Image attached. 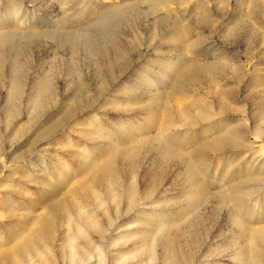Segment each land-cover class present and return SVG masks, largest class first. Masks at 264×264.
I'll list each match as a JSON object with an SVG mask.
<instances>
[{"label":"rangeland","instance_id":"1","mask_svg":"<svg viewBox=\"0 0 264 264\" xmlns=\"http://www.w3.org/2000/svg\"><path fill=\"white\" fill-rule=\"evenodd\" d=\"M170 3L0 0L1 250L52 215L48 255L30 252L26 264H73L72 243L83 247L77 264H257L240 260L232 213L264 226V181L256 185L264 178V117L252 99L264 92V41L254 31L264 37V0L257 14L238 0ZM184 59L191 68L175 74ZM206 61L216 80L195 68ZM224 86L236 90L240 112L197 121ZM162 92L179 98L156 107L150 97ZM234 127L247 140L239 151H202ZM119 148L130 153L116 158L113 198L107 181H89V163ZM232 186L241 208L228 195ZM194 192L201 199L193 204Z\"/></svg>","mask_w":264,"mask_h":264},{"label":"bare ground","instance_id":"2","mask_svg":"<svg viewBox=\"0 0 264 264\" xmlns=\"http://www.w3.org/2000/svg\"><path fill=\"white\" fill-rule=\"evenodd\" d=\"M157 4H166L169 2H173L174 0H155ZM178 2L179 0H175ZM260 0H238V3L243 6L246 5L249 8L250 14H257L260 13L259 10L261 9ZM168 6V5H167ZM260 18V17H259ZM253 19V18H252ZM258 19V18H257ZM261 20V19H260ZM210 19L208 18V22ZM262 22V21H261ZM259 23V20H258ZM237 26H231L227 27L225 31V35L229 38L232 36L233 32L236 30ZM252 28V27H251ZM255 33L258 35L257 41L258 43L264 41V37L261 36L260 32H258L257 29H254ZM181 32V31H180ZM179 32L176 34V37H178ZM263 43V42H262ZM184 63L179 64V66L175 69V74H178L182 69L187 68L189 70L191 68V62L189 60L184 59ZM199 67L200 71H203L204 73H207L208 76L213 80H216V74H215V63L212 61H206L205 63H195V68ZM235 81H240V77L236 78ZM39 90H47L46 86L40 87ZM264 90V89H263ZM236 93V90L229 89L227 86H224L220 90H212L213 94V105L214 109H202L198 115H197V121H207L210 118H212V114L218 115V116H225L226 114L230 112H240V108L233 107V100L234 95ZM258 94L253 95L252 99L255 100L261 107L262 114L264 117V92L262 94H259V97H257ZM177 93H167L162 92L160 94H156L153 97H150V101L154 106H158L161 104V107L167 106L169 102L178 99ZM182 99H189V95H183L181 97ZM202 103V98H193L192 105L199 106ZM189 116V111H185L183 114L180 115L178 120L180 122H188L187 120ZM168 123L174 124L175 119L171 116H168ZM219 131V130H218ZM223 131V130H222ZM259 133V132H258ZM241 129L238 127L231 128L226 134L219 135L214 139H210L206 141L203 144V150H213V151H224L226 149L232 150V151H239V146H245L247 143V140L242 136ZM258 136V134H257ZM166 148V149H165ZM164 153L171 152L169 148L165 147ZM130 150L129 148H119L114 150L113 152H110L104 160L102 161H94L90 162L89 167V175H90V182L94 185H97L103 181L108 182L107 191L106 193L108 196L116 198L117 196V188H115L114 183L116 182V158L120 154H129ZM238 153V152H237ZM202 154H205V152H202ZM174 156L178 159H183V154L180 152H176ZM103 157V156H102ZM187 161V160H185ZM188 164V163H186ZM264 181V178H260L256 180L258 184L260 185L261 182ZM192 184L199 185L201 184V180H195L192 182ZM234 186L229 188V197L231 201L235 202V206L237 208H241L243 205V195L242 193L238 194L235 191ZM257 189V186L256 188ZM87 191L90 195L96 196L98 193L93 189L92 186H87ZM193 204L197 203L201 196L196 194L194 192L193 194ZM235 209V208H234ZM233 209V210H234ZM236 211V212H235ZM232 213V218H234L233 221L237 223V226L240 228V236L242 235V241L240 243L235 244L237 247V250L240 253V260H244L247 256H253L257 259V264H262V256L264 251V226L263 227H256L252 228L248 224L244 223L242 219L238 216L237 210ZM77 217L84 221L86 224H89L92 222V216L88 214H83L82 210L79 209V212L77 214ZM77 219L70 218V222L78 225ZM53 217L52 215H45L43 218L36 221L35 225L30 228L27 232V234L24 236L22 241L17 244H13L14 246L9 251H3L0 249V264H26L27 262V255L30 252H36L37 256H39L41 253H45V255H48L49 248L48 245L46 246L43 242L47 237L50 236L52 229H53ZM238 229V228H237ZM238 231V230H237ZM238 234V233H237ZM238 234V235H239ZM238 242V241H237ZM89 243V242H87ZM171 241H169L165 245V249L167 250L166 255L168 257H171ZM70 260L73 264H77L80 258L82 257L83 253V247L77 244H70ZM149 249H152V245L149 246ZM236 250V249H235ZM42 256V254H41ZM167 257V258H168ZM170 259V258H169ZM44 261L43 259H39V262L37 264H41V262ZM245 263V262H244Z\"/></svg>","mask_w":264,"mask_h":264}]
</instances>
